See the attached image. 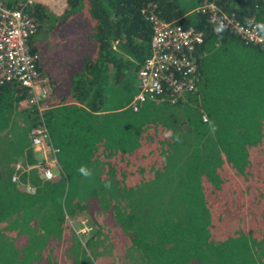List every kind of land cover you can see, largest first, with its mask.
Returning <instances> with one entry per match:
<instances>
[{
	"label": "trees",
	"instance_id": "16d2710c",
	"mask_svg": "<svg viewBox=\"0 0 264 264\" xmlns=\"http://www.w3.org/2000/svg\"><path fill=\"white\" fill-rule=\"evenodd\" d=\"M5 1L44 26V4ZM205 4L264 34V0H66L46 35L61 42L56 61L71 68L68 89L55 83L40 116L23 87L0 85V224L10 220L11 235L0 238V264H97L65 220L99 209L97 189L81 197L87 173L98 165L100 180L131 192L158 178L175 144L187 152L177 190L181 219L170 214L148 224L153 213L142 226L114 203L105 215L147 264H264V49L210 23ZM152 13L202 33L200 87L174 104L148 99L133 111L127 105L151 53ZM38 44L32 38L29 50L39 55ZM38 69L48 72L40 58ZM41 117L60 174L42 181L30 171V193L11 181L12 166L34 162L28 131ZM210 147L222 153L216 167L205 157Z\"/></svg>",
	"mask_w": 264,
	"mask_h": 264
},
{
	"label": "built area",
	"instance_id": "2783aa9c",
	"mask_svg": "<svg viewBox=\"0 0 264 264\" xmlns=\"http://www.w3.org/2000/svg\"><path fill=\"white\" fill-rule=\"evenodd\" d=\"M205 8H209L208 21L214 26L228 29L246 44L264 49V34L254 23H240L213 4L200 7ZM148 19L152 31L151 53L136 75L137 91L127 105L133 111L148 99L174 104L186 94L196 93L200 87L196 49L203 42L202 33L162 20L155 13ZM36 31V24L22 10L8 7L5 0H0V85L13 82L23 87L28 95L27 104L42 116L51 87L48 76L38 69V53L29 50V41ZM202 118L207 120L205 115ZM28 137L35 160L32 164L15 163L11 181L31 193L34 187L29 181L30 171L36 170L42 181H51L59 176L60 168L58 149L53 146L42 117L38 125L29 129ZM22 174L27 176L24 182Z\"/></svg>",
	"mask_w": 264,
	"mask_h": 264
},
{
	"label": "rangeland",
	"instance_id": "374dc122",
	"mask_svg": "<svg viewBox=\"0 0 264 264\" xmlns=\"http://www.w3.org/2000/svg\"><path fill=\"white\" fill-rule=\"evenodd\" d=\"M32 2H39L44 5L49 2L50 5L56 6V12L64 10L65 7V0H32ZM45 7L47 20H45L44 26L37 29L33 39L39 43L38 45H42L39 47L40 63L47 68V73L51 79L49 82L51 89L56 83L59 84L60 90H66L71 83V68L59 67L57 61L60 62V60H57L55 51L60 47L61 42H56V39L51 37L47 38L46 35V25L57 21L60 17L51 15L49 13L51 9L49 12L47 11L49 10L47 4ZM46 55H50V58L47 59ZM46 61L49 63L45 64ZM205 157L210 162L209 165L217 162L216 167L223 163L222 153L218 147H210ZM186 158L187 152L181 148V145L175 144L167 160L165 159L164 168L158 174V178L140 183L131 192L118 191L113 181L100 180L98 178L99 166L93 165V167H97V170L87 173V179L81 186V197L86 198L92 189H97L99 196L102 197L99 209L94 214L82 210L74 215L66 216L65 220L72 234L81 243L82 249L94 258L97 264H147L141 251L130 245L131 239L127 234H124L123 228L105 215L104 206H110L112 203L121 205L123 209L135 214L139 220L138 224L142 226L144 224L142 220L144 218L151 219L153 213L157 219L147 221L148 224H150L149 222L159 223L164 217H169L170 214L173 215L172 217L178 216L181 219L182 210L177 207L176 203L182 202V199L177 190L180 184L179 180L184 174ZM41 212L43 213V211ZM129 219L127 218L128 221ZM9 222L10 220H7L0 224V238L2 239H8L11 236ZM30 240L31 243L36 241L34 238Z\"/></svg>",
	"mask_w": 264,
	"mask_h": 264
},
{
	"label": "crops",
	"instance_id": "0c3cea01",
	"mask_svg": "<svg viewBox=\"0 0 264 264\" xmlns=\"http://www.w3.org/2000/svg\"><path fill=\"white\" fill-rule=\"evenodd\" d=\"M46 4L49 6V10H47V11L49 12L50 9H51V11L49 12L51 15H56L57 17H60V18H61L62 13H63V10H61V11H59V12H56V11H57L56 6H54L53 4L50 5L49 2H47ZM46 4H45V5H46ZM65 4H66V0H65ZM54 17H55V16H54ZM60 18H59V19H60ZM57 19H58V18H57ZM59 19H58L57 21H59ZM46 20H47V13H46ZM57 21L55 20V22L46 25L47 32H49V29H50V28L52 27V25H54ZM46 75H47V74H46ZM47 76H48V81L51 82L50 76H49V75H47ZM51 92H52V89H51ZM51 92H50V93H51ZM93 164H94V163H93ZM95 164H96V163H95Z\"/></svg>",
	"mask_w": 264,
	"mask_h": 264
}]
</instances>
